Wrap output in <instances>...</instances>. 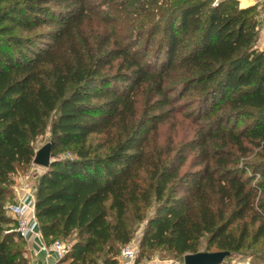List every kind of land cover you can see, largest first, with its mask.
I'll use <instances>...</instances> for the list:
<instances>
[{"label": "trees", "instance_id": "16d2710c", "mask_svg": "<svg viewBox=\"0 0 264 264\" xmlns=\"http://www.w3.org/2000/svg\"><path fill=\"white\" fill-rule=\"evenodd\" d=\"M237 0H0V264L7 216L51 121L34 214L57 264L228 251L264 264V48ZM205 244V245H203Z\"/></svg>", "mask_w": 264, "mask_h": 264}, {"label": "built area", "instance_id": "2783aa9c", "mask_svg": "<svg viewBox=\"0 0 264 264\" xmlns=\"http://www.w3.org/2000/svg\"><path fill=\"white\" fill-rule=\"evenodd\" d=\"M20 191L21 195L17 202L8 206L9 212L16 220V233L28 243L34 257L44 253L47 255V264H57L67 253V247L62 241H54L50 246L46 245L34 214V192L26 187ZM50 256H53L52 263L48 261ZM137 256L136 248L130 243L121 248L119 259L121 264H138Z\"/></svg>", "mask_w": 264, "mask_h": 264}, {"label": "rangeland", "instance_id": "374dc122", "mask_svg": "<svg viewBox=\"0 0 264 264\" xmlns=\"http://www.w3.org/2000/svg\"><path fill=\"white\" fill-rule=\"evenodd\" d=\"M259 18L262 20V14ZM262 27H263V20H262L261 28ZM257 46L260 49L264 48V45L262 44V42H259V41H258ZM51 121H52V119H50L48 121V126H47V129H46L44 135L42 137H40L35 143L37 150L40 149L46 143L50 142V139H51V133H50ZM44 170H45L44 168H41V167L33 164V166L31 168H29V170L20 171V173L15 178V185L13 187V191H14L15 187H18V191L21 192L20 189H23L26 187L27 189L33 191L35 194V176L37 174L43 173ZM15 201H17V200H15ZM9 205H11V204H9ZM9 205L7 204V206H9ZM6 214L8 217L13 219L9 210L6 212ZM143 228H144L143 225L136 228V231L134 232L133 240L131 242L132 246L136 248L138 255L140 253L139 244H140V241L142 239ZM63 243L65 246L68 245L67 242H63ZM203 245H205V244H203ZM27 248H28V246H27ZM200 252H207V250L202 248V250ZM28 256H29V259H31L29 250H28ZM246 261H247V258H245L243 256H235L234 259L231 261V263L232 264H244V263H246ZM140 264H184V259L174 257L171 253H169L166 250H156V251L147 252Z\"/></svg>", "mask_w": 264, "mask_h": 264}, {"label": "water", "instance_id": "95a60500", "mask_svg": "<svg viewBox=\"0 0 264 264\" xmlns=\"http://www.w3.org/2000/svg\"><path fill=\"white\" fill-rule=\"evenodd\" d=\"M52 142H48L36 151L33 164L47 169L52 163ZM229 255L228 251L198 252L184 256V264H222Z\"/></svg>", "mask_w": 264, "mask_h": 264}, {"label": "crops", "instance_id": "0c3cea01", "mask_svg": "<svg viewBox=\"0 0 264 264\" xmlns=\"http://www.w3.org/2000/svg\"><path fill=\"white\" fill-rule=\"evenodd\" d=\"M239 6L241 8H247V7H253L256 6L258 9L261 11L262 14V20H263V27L261 28L260 31V37H259V42H262L264 45V0H240L238 1ZM21 194H19L18 187H15L14 189V197L15 200H18ZM28 250L30 253V264H47V255L44 253H39L37 257H34L33 252L29 248V245L27 243ZM53 256H50L48 258V261L52 263Z\"/></svg>", "mask_w": 264, "mask_h": 264}]
</instances>
